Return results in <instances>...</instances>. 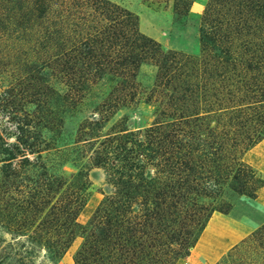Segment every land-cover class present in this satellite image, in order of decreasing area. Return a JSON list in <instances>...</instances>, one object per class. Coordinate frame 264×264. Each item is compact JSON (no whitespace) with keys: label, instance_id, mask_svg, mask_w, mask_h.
Here are the masks:
<instances>
[{"label":"rangeland","instance_id":"rangeland-1","mask_svg":"<svg viewBox=\"0 0 264 264\" xmlns=\"http://www.w3.org/2000/svg\"><path fill=\"white\" fill-rule=\"evenodd\" d=\"M105 2L157 45L135 67L96 2L0 0V264H264V20ZM214 215L255 227L219 258Z\"/></svg>","mask_w":264,"mask_h":264},{"label":"trees","instance_id":"trees-1","mask_svg":"<svg viewBox=\"0 0 264 264\" xmlns=\"http://www.w3.org/2000/svg\"><path fill=\"white\" fill-rule=\"evenodd\" d=\"M96 2L101 5V8L105 9L106 13L104 14V17L106 16L109 21H117L119 22V30L116 27H113L112 25H107L104 27V29H101L99 31V35L104 36V38L107 40L109 39H118L120 40L119 44L123 50V53L127 54L125 58L122 59V64L120 66H123L124 68H130L135 67L139 62L143 59V55L150 50H152L154 53L155 50L152 49V46H156L153 42L147 40L145 37L139 35L137 29H136V23L135 19L131 14H129L126 11L119 10L115 6H111L105 2V0H87ZM244 2V0H241ZM246 4L245 6L250 7L249 14L251 16L257 17L261 19V21L264 20V1L263 0H245ZM262 11V14L259 15V12ZM109 17V18H108ZM152 45V46H151ZM155 48V47H154ZM150 55V54H148ZM152 55V54H151ZM153 56V55H152ZM167 61H165L162 65H167ZM255 144L251 145L250 148H252ZM164 203V199L162 200ZM146 216V215H145ZM150 218V217H149ZM152 219V217H151ZM145 222V220H143ZM142 224V222L140 223ZM138 223H134V232H136V228L140 226ZM133 231V229H132Z\"/></svg>","mask_w":264,"mask_h":264},{"label":"crops","instance_id":"crops-1","mask_svg":"<svg viewBox=\"0 0 264 264\" xmlns=\"http://www.w3.org/2000/svg\"><path fill=\"white\" fill-rule=\"evenodd\" d=\"M259 201H261L262 205L264 206V190L260 191V195H259ZM218 218V219H217ZM214 219H217V221H225L224 219H226V222L229 221L230 218H225L222 215H214L210 222L209 225L207 227V229L202 233L201 237L199 238L196 248L199 249L200 245L202 244L205 234L207 233L212 221ZM231 220V219H230ZM233 221V223H232ZM231 222L229 221V224H233V228L230 227L228 230V234L227 235H222L221 238H217V242H218V246L220 248V252L218 253V255L215 258H219L221 257L225 252H227L229 249L233 248L235 245H237L239 242H241L245 237H247L255 228L253 223L249 222L248 220L242 219L239 221L236 220H232ZM241 230V231H239ZM230 232V233H229ZM234 234H236L234 236ZM234 237V238H233ZM221 244V245H220ZM206 258V257H205Z\"/></svg>","mask_w":264,"mask_h":264},{"label":"bare ground","instance_id":"bare-ground-1","mask_svg":"<svg viewBox=\"0 0 264 264\" xmlns=\"http://www.w3.org/2000/svg\"><path fill=\"white\" fill-rule=\"evenodd\" d=\"M229 233H230V232H229ZM235 235H236V234H234V236H235ZM233 238H234V237H233ZM213 243H214V242H213ZM216 243H217V242H216ZM203 244H204V243H203ZM220 245H221V244H220ZM217 246H218V245H217ZM215 247H216V246H215ZM213 248H214V247H213ZM210 249H211V248H210ZM213 250H215V251H213ZM213 250H212V252H211V255L208 256L209 259L214 258V257L216 256V253L218 252V250H217L216 248H214ZM208 252H209V251H208ZM208 252H207V253H208ZM206 255H207V254H206Z\"/></svg>","mask_w":264,"mask_h":264}]
</instances>
